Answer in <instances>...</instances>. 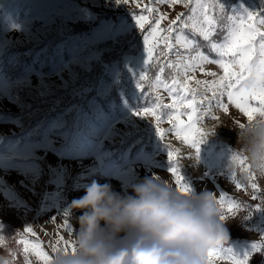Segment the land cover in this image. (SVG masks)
<instances>
[{"label": "rangeland", "instance_id": "obj_1", "mask_svg": "<svg viewBox=\"0 0 264 264\" xmlns=\"http://www.w3.org/2000/svg\"><path fill=\"white\" fill-rule=\"evenodd\" d=\"M256 1L240 0L231 14H262ZM149 3L0 0V254L16 251L15 264H25L23 246L16 242L21 236L38 239L52 256L51 245L60 236L72 241L81 210L67 217L63 213L93 180L111 183L124 193L145 176L175 183L164 145L174 150L190 193L207 189L218 200L226 191L241 203L237 211L226 213L228 240L215 249H230L240 259L250 257L248 264H264V175L254 172V181H249L247 173L230 167L237 153L234 129L246 117L226 97L222 101L227 112L214 101L209 109L205 101L197 125L205 137L196 157L194 149L168 131L172 125L167 118L159 125L165 130L161 139L153 116L136 115L153 107L157 96L171 103L165 89L151 87L156 75L167 79L166 73L153 67L145 80L140 79V72L149 67L144 64L147 31L139 28L136 17L149 15L142 11ZM151 6L157 14H167L162 26L178 14L185 19L190 15L183 4ZM145 29L150 30L147 24ZM202 68L193 73L201 81L223 75L216 63L205 62ZM211 72L217 75H207ZM206 96L211 99V90ZM233 172L240 189L229 179ZM251 182L259 186L256 200ZM65 219L73 232L62 227ZM28 227L34 236L25 232ZM256 243L259 251L253 248ZM232 254H218L213 264H233ZM28 264L42 261L29 253Z\"/></svg>", "mask_w": 264, "mask_h": 264}, {"label": "snow or ice", "instance_id": "obj_2", "mask_svg": "<svg viewBox=\"0 0 264 264\" xmlns=\"http://www.w3.org/2000/svg\"><path fill=\"white\" fill-rule=\"evenodd\" d=\"M128 0H117V3H127ZM168 4L174 6L183 4L189 8L190 15L187 19L184 14H178L175 19L169 20L166 26L161 22L167 19L166 13H158L152 4ZM139 6V5H138ZM144 13L149 15H138L136 24L141 30L147 31L143 37L144 51L146 58L144 64L147 69L140 72V79L147 78V72L153 67L159 73L169 72L170 82L162 79L161 75L155 76V81L151 87L155 89L163 88L171 98V103H163L161 97L157 96L153 107H145L138 111V116H153L156 122V134L163 139L165 130L159 125L167 118L177 138L183 143L194 149L195 156L199 154V144L203 142L205 133L197 125L202 120L201 108L207 101V107L215 106L228 111V105L223 103L222 98L234 105L240 113L248 120L254 119L256 115L264 116V14L246 12L244 14H231L224 4V0H150L149 4L144 5ZM149 29H145V25ZM191 28V33H186L185 29ZM193 34H199L203 41L207 42L210 49L217 54V59L210 61L209 57L201 51H196L197 42ZM219 36V39L216 37ZM195 51V55L192 52ZM170 56H175V62L170 60ZM205 62L216 63L222 69L223 75L208 82L196 79L193 73L198 69L203 72L202 65ZM207 75L216 76L215 72ZM193 83L195 87H193ZM211 90V99L206 93ZM200 96L201 99H197ZM186 117V119H185ZM215 119V117H213ZM243 126L241 122H237ZM167 150L168 160L171 167L168 171L174 178L177 187L186 193H190V187L184 183V178L180 173L177 156L169 145H164ZM232 161L243 173H247L246 178L254 181L255 173L246 163V158L238 152L234 154ZM229 179L235 184L237 189L241 188V182L237 179L235 172L229 175ZM253 190L252 199H258L256 193L259 186L251 182ZM218 205L221 208L222 221L226 218V213H234L241 207V203L229 197L226 191H221ZM261 205L257 204L259 208ZM249 207V206H248ZM65 217L70 214L66 211ZM53 220L55 217L52 218ZM69 233L73 232V226L68 219L62 225ZM25 232L35 233L31 227ZM23 246L25 264H28V254L31 253L42 264H52L53 256L45 251L41 242L29 240L23 236L16 241ZM4 244V237L0 236V245ZM260 243L253 245L256 251L260 250ZM67 252L71 249L75 252L73 241L65 240L63 236L51 245V252L56 253L60 250ZM220 253H231L230 249H211L208 254V264H213V257ZM8 254L15 261L17 252L9 249ZM233 264H248L250 257L244 259L237 258L235 255L229 256Z\"/></svg>", "mask_w": 264, "mask_h": 264}, {"label": "clouds", "instance_id": "obj_3", "mask_svg": "<svg viewBox=\"0 0 264 264\" xmlns=\"http://www.w3.org/2000/svg\"><path fill=\"white\" fill-rule=\"evenodd\" d=\"M237 126L236 152L251 171L264 175V116ZM231 170L236 164L231 162ZM78 228L75 252L54 253L52 264H208L211 249L228 240L215 194L181 191L170 179L145 176L130 193L93 180L65 209ZM0 264H15L0 254Z\"/></svg>", "mask_w": 264, "mask_h": 264}, {"label": "trees", "instance_id": "obj_4", "mask_svg": "<svg viewBox=\"0 0 264 264\" xmlns=\"http://www.w3.org/2000/svg\"><path fill=\"white\" fill-rule=\"evenodd\" d=\"M240 0H224V4L225 6L227 7V9L229 10V12L231 13V8L237 4ZM258 3V5L260 7H262L263 9V12L262 14H264V1L263 0H258L256 1ZM187 33H191V30H188ZM194 36V39L196 40L197 42V46H196V51H201L203 52L205 55H207L208 57L210 58H216V53L213 52L210 47L208 46L207 42L203 41L202 37L199 36V34H193ZM220 37L217 36L216 39H219ZM193 53L195 54V51H193ZM171 70L167 69L165 70V73H166V77L167 79L170 77L168 74ZM156 73V70L154 72L153 75H155Z\"/></svg>", "mask_w": 264, "mask_h": 264}, {"label": "bare ground", "instance_id": "obj_5", "mask_svg": "<svg viewBox=\"0 0 264 264\" xmlns=\"http://www.w3.org/2000/svg\"><path fill=\"white\" fill-rule=\"evenodd\" d=\"M9 131H12L11 129Z\"/></svg>", "mask_w": 264, "mask_h": 264}]
</instances>
